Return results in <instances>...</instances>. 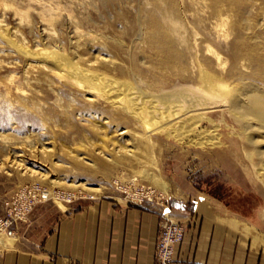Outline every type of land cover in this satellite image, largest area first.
I'll return each mask as SVG.
<instances>
[{"label": "bare ground", "instance_id": "1", "mask_svg": "<svg viewBox=\"0 0 264 264\" xmlns=\"http://www.w3.org/2000/svg\"><path fill=\"white\" fill-rule=\"evenodd\" d=\"M25 1L0 0V12L13 9L20 24H30V2L40 3L43 43L30 45L23 28L0 16V101L39 121L41 130L22 140L35 137L37 152L52 158L43 164L49 170L25 162L24 172L62 184L58 156L71 159L70 170L106 173L131 160L139 176L161 184L147 160L160 136L181 149L215 144L226 152L225 168L241 163L264 186V0H84L109 15L98 13L102 23L92 30L65 4ZM74 119L82 124L77 132ZM6 134L0 149L7 152L14 144ZM61 136L69 145L58 144ZM73 180L67 185L85 186ZM46 193L65 208L58 194ZM15 238L0 233V249Z\"/></svg>", "mask_w": 264, "mask_h": 264}, {"label": "rangeland", "instance_id": "2", "mask_svg": "<svg viewBox=\"0 0 264 264\" xmlns=\"http://www.w3.org/2000/svg\"><path fill=\"white\" fill-rule=\"evenodd\" d=\"M17 1H19V3H26L25 0ZM43 1H51L55 4L59 2V5L65 4L72 8L76 15L82 17V27L86 30L96 29L98 25L102 23V19L98 13L103 11V15L109 18L107 11L98 1H96L97 6L95 7L92 5L86 6L85 4H80L84 0H41V2ZM30 4L32 8H36L32 9L33 21L30 24L25 22H21L20 24L19 17L13 12L14 10L10 8H5L6 11L2 9L1 12L5 13L3 14L0 12V16L9 26L13 28L20 26L19 28H23L22 31L25 32L27 41L30 40V42H28L33 46L37 43H43V41L39 39L38 34L40 28H42L44 24H41V26L38 25L39 17L36 11L40 7V3L38 4L32 1ZM110 10L112 9L109 8V11ZM56 27L61 31L66 30L60 21L56 23ZM32 37L35 38L32 39ZM123 37H126L127 40L129 39L128 36ZM1 49H4L2 45H0V50ZM7 55L10 54L7 53ZM0 104V132L7 133L6 139H8V133H11L9 134V139H12L11 142L15 145L12 144V151L6 152V150L0 149V211L3 209L4 199L12 191L23 184L40 182L42 186L56 193V195L58 194L57 196L61 198V202L65 205V208H61L59 203L50 199L37 203L33 207L31 213L34 209H37L39 215L41 214L45 221L50 222L52 219H56L63 214L69 215L75 213L89 203L105 201L110 203L114 208L124 207L127 209L137 207L143 211L159 212L161 214L160 220L162 227L165 223L163 213H169V215H171L169 217L173 222H180L174 217L176 213H179V209L182 208L187 210L196 197L204 195L214 198L215 202L220 207L229 210L231 213L242 216L244 219L249 220L252 224L257 226V228L260 227L259 237L258 239H254L252 246L257 248L259 250L258 252L262 253L264 256V216L263 218L260 217L261 212L264 213V186L254 176L253 171L250 169L247 170L248 168H244L241 163H236L237 168H225L222 164L221 157H224L223 153L226 152L218 150L217 145L214 144L202 148L185 145L184 148L181 149L180 146L176 145L171 140L155 136L153 149L149 156H147V160L153 162V169L149 172L152 173V177L153 175L155 178L158 177V179L161 180V184L152 182L149 176H139V173L135 171V164L131 160L124 162L125 166L119 165L106 173L102 170L94 171L92 169H83L78 166H73L74 168L70 170L67 165L69 163L67 162L71 159H65V156H58L60 162H62L64 166L63 168H58L57 173L61 177L67 176L66 180L68 181L62 184H51L47 178L30 176L28 172H24V169H21L28 164V166L39 170H49V168L43 164L49 162L52 157L42 158L37 152L39 141H37L35 137L32 138L36 132L41 130L39 121L28 119L23 115L20 116L18 110L9 107L3 101H0ZM73 124L75 125L74 128L76 132L82 127L78 119H74ZM26 132L28 134L33 133L30 137L31 140H29V145L34 142V147L33 144H31L32 150L30 146L27 145L28 140L26 141L23 139L25 142L22 140V136ZM9 139L8 141H10ZM16 142H21V146L19 143L16 145ZM69 143L70 137L68 136H61L58 138L59 145L66 146L69 145ZM27 147H29L31 151L27 149ZM17 152H23L21 154L22 156H14V153ZM15 157H17V159ZM18 158H23L22 161L19 160L21 161L19 162L21 165L17 163ZM1 162H3V164ZM24 163L26 165H24ZM15 164L16 166H14ZM62 169L65 171L63 172ZM67 169H69V171ZM72 180L75 183H78V181L81 182V180L84 181L85 188L79 185H67ZM87 186H99V190H89L86 188ZM27 221L28 219L25 222ZM11 245H7L5 248ZM5 248L2 247L0 251H3Z\"/></svg>", "mask_w": 264, "mask_h": 264}, {"label": "crops", "instance_id": "3", "mask_svg": "<svg viewBox=\"0 0 264 264\" xmlns=\"http://www.w3.org/2000/svg\"><path fill=\"white\" fill-rule=\"evenodd\" d=\"M160 217L156 211L114 208L105 201L50 222L34 209L27 222L18 224L13 244L0 251V264H160L155 256ZM174 217L185 226L176 258L194 264H264L252 246L260 227L214 198L199 195Z\"/></svg>", "mask_w": 264, "mask_h": 264}, {"label": "built area", "instance_id": "4", "mask_svg": "<svg viewBox=\"0 0 264 264\" xmlns=\"http://www.w3.org/2000/svg\"><path fill=\"white\" fill-rule=\"evenodd\" d=\"M48 196L46 188L40 183L23 184L12 191L3 201L0 211V233L9 236L16 234L19 223L28 219L33 207ZM185 227L165 217V223L159 230L155 256L161 264H194L175 257L178 244L183 240Z\"/></svg>", "mask_w": 264, "mask_h": 264}]
</instances>
